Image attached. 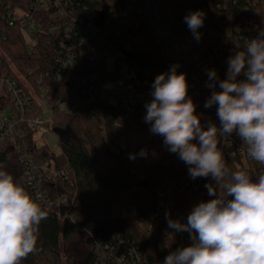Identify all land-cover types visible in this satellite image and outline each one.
Returning <instances> with one entry per match:
<instances>
[{
	"label": "trees",
	"instance_id": "obj_1",
	"mask_svg": "<svg viewBox=\"0 0 264 264\" xmlns=\"http://www.w3.org/2000/svg\"><path fill=\"white\" fill-rule=\"evenodd\" d=\"M67 2V15L57 19L52 18L53 10L26 8L27 3L22 0L4 2L12 5L13 11L25 8L28 15L22 19L32 16V22L39 24L33 36L36 41L33 48L24 36L27 26L19 22L9 26L4 19L5 6L0 3V33L6 37V40L0 38L3 72L22 87L30 83L37 89L38 80L53 83L52 128L60 134L62 152L55 154L48 146H39L32 130L27 131L25 148L37 160L54 161L56 168L67 176L64 182L47 184L52 196L60 202L65 199L66 203L48 211L47 219L40 224L37 251L23 264H63L61 241L72 238L83 228V219L102 224L124 221L125 232L113 235L120 237V244L111 245L113 249L109 253L117 255L119 247L125 251L135 247L151 264H163L170 253L168 239L162 231L144 230L152 216L153 201L158 203L161 194L173 197L174 211L188 215L201 201L215 198L208 195L205 187L215 182L210 177L192 179L189 166L168 150L164 138L150 132L151 125L143 121L145 105L150 100L138 102L133 112L128 113L121 106H114L110 99L96 96L94 90L106 85L112 75L116 76L127 65L132 73L127 83L137 95L148 91L157 75L169 72L172 65L178 64L177 73H186L188 83L196 82L199 95L193 102L201 126H206L205 130L209 124L220 128L218 105L204 107L211 95L207 89V71L215 69L221 80L226 78L228 58L235 54L239 38L251 32V21L256 20L264 28V0H116L114 7L103 6L101 0ZM197 10L205 14L203 26L198 30L199 41L184 22L186 15ZM102 16L105 18L102 30L94 32L91 24ZM56 24L72 25L76 41L84 42L73 52L77 61L74 71H66L59 63L62 49L49 34ZM127 45L132 48L131 53L124 51ZM110 61H113L112 72L108 70ZM62 100L77 105L72 115L56 108ZM105 138L124 140L128 147L114 153ZM134 139L162 151L159 163L135 164L129 158ZM193 142L198 143V139ZM218 146L233 169L248 170L253 179L264 173V165L242 162L237 152L242 141L235 132L220 137ZM1 162V168L13 174L18 182L24 177L19 155L11 148ZM59 213L67 218L62 220ZM113 236L105 240V234L100 241L110 244ZM188 245L180 244L177 248ZM100 255L92 250L83 263L69 258L66 264H102Z\"/></svg>",
	"mask_w": 264,
	"mask_h": 264
},
{
	"label": "clouds",
	"instance_id": "obj_2",
	"mask_svg": "<svg viewBox=\"0 0 264 264\" xmlns=\"http://www.w3.org/2000/svg\"><path fill=\"white\" fill-rule=\"evenodd\" d=\"M204 15L197 10L184 17L197 41ZM178 67L174 64L156 76L144 121L189 166L192 179L210 177L215 182L205 185L215 198L195 205L186 223L166 214L168 227L188 232L192 243L170 252L163 264H264V173L253 179L248 170L233 169L218 146L220 137L235 132L246 157L264 165V28L244 39L228 58L225 79L215 69L207 71L212 92L204 107L218 105L220 128L201 126L188 95L186 73H177ZM139 155L146 157L147 151L142 149ZM42 200L41 194L30 193L0 168V264H23L37 251L40 224L48 216Z\"/></svg>",
	"mask_w": 264,
	"mask_h": 264
},
{
	"label": "built area",
	"instance_id": "obj_3",
	"mask_svg": "<svg viewBox=\"0 0 264 264\" xmlns=\"http://www.w3.org/2000/svg\"><path fill=\"white\" fill-rule=\"evenodd\" d=\"M5 1L6 0H0V3H3L5 6L4 19H6L9 26L16 22H19L24 27L27 26V29L24 31V36L30 48H33L36 45L33 36L39 28V24L32 22V16H28V20L22 19V16L28 15L27 10H24L25 8H18V10L13 11L11 8L12 5L10 6V4L4 3ZM22 1L23 3H27L26 8H39L43 11L53 10V19L64 17L68 12L67 0ZM114 4L115 2L108 6L114 7ZM130 10L132 11V8H130ZM96 20L94 24H91V29L94 32L102 30V21H104L105 18L102 16V18L99 17V19ZM251 27L252 30L248 35L239 38V41L236 43L235 53L243 46L244 39L254 38L261 29L260 24L256 20L251 21ZM49 34L52 36V39L59 42V47L62 49L59 63L62 64L66 71H74L77 61L73 52L76 48L83 45V40L76 41L73 36L74 27L72 25H53L49 29ZM1 37L3 40H6L5 35L0 33V38ZM175 50L179 52L180 49L176 46ZM124 51L131 53L132 48L130 45H127ZM112 63L113 61H110L108 64V70L110 72L113 70ZM3 71V60L0 57V168L2 166V157L9 148L17 152L19 155V162L25 169L24 177L19 182L29 192L41 194L43 196L42 204L47 211H52L57 207L59 208L60 204L66 203V200L63 199L60 202V199H55L50 193L47 184L53 181L64 182L67 180L66 173L63 170L57 169L54 161H40L37 160L34 155L29 154L25 148L24 141L27 137L28 130L34 131L35 135H37V130L40 128H52L54 122L51 108V102L53 101V83L44 84L42 80H38L37 89L30 83L22 87L17 80L8 76ZM32 74L33 71H30L29 75ZM131 74L128 66L124 65L116 76L112 75L111 80L106 85L95 88L94 94L102 99L108 98L114 106H121L128 113H132L134 106L138 102H142L145 98L150 101L152 100V86L148 91L140 92L137 95L133 94V86L127 83ZM207 89L210 93L212 92V89L208 87ZM216 90H220L218 86ZM188 95L192 100L199 95L196 82L188 83ZM56 108L61 113L69 116L76 111L77 105L71 101L62 100L57 102ZM105 141L108 148L114 153H119L128 147L124 140L113 141L105 138ZM237 152L242 158L243 163L247 164L252 161L247 158L240 149H238ZM174 209V198L164 197L161 194L159 202L156 203L152 211L150 221L144 226V230L147 233L162 231V234L168 239L167 250L169 252L175 251L180 244L190 245L192 243L188 232H175L174 229L168 227L166 214H169L173 220H180L182 223L187 222L188 215L175 212ZM59 217L62 220L67 218V216H61L60 213ZM72 221L76 223L75 220ZM118 244H120V237L113 236V240L110 244H102L100 240L97 241L93 250L97 254H101L99 258L102 264H151L148 258L143 256L135 247H131L127 249V251L119 247L117 255H111L109 253V250L113 249L111 245L117 247Z\"/></svg>",
	"mask_w": 264,
	"mask_h": 264
},
{
	"label": "rangeland",
	"instance_id": "obj_4",
	"mask_svg": "<svg viewBox=\"0 0 264 264\" xmlns=\"http://www.w3.org/2000/svg\"><path fill=\"white\" fill-rule=\"evenodd\" d=\"M114 2L115 0H101L102 5H111ZM134 140L143 143V141H139L138 139H134ZM36 141L39 146H44V145L48 146L50 150L53 151V153L55 154L62 152L60 146L61 144L60 134L57 133L53 128L38 129L36 135ZM147 144L153 147L151 144L149 143ZM142 149H144L142 148V146L137 148L136 150L131 149L132 154H136V158L133 159V162L135 164L145 165V164L159 163V161H155L156 157L148 150H146L147 156L141 157L139 153L141 152ZM82 221H83V228H81L72 238L61 241L60 254L63 264H66V261L69 258H72L78 262L83 263L86 260L87 256L93 250L95 243L101 240L103 236L106 234L104 230V224L95 221H89L86 219H83Z\"/></svg>",
	"mask_w": 264,
	"mask_h": 264
},
{
	"label": "water",
	"instance_id": "obj_5",
	"mask_svg": "<svg viewBox=\"0 0 264 264\" xmlns=\"http://www.w3.org/2000/svg\"><path fill=\"white\" fill-rule=\"evenodd\" d=\"M231 199V197H229ZM156 205L155 200L152 203L151 211L154 210ZM104 230L106 232L105 240L109 239L114 234H123L126 230L124 221L121 220H112L104 224Z\"/></svg>",
	"mask_w": 264,
	"mask_h": 264
},
{
	"label": "crops",
	"instance_id": "obj_6",
	"mask_svg": "<svg viewBox=\"0 0 264 264\" xmlns=\"http://www.w3.org/2000/svg\"><path fill=\"white\" fill-rule=\"evenodd\" d=\"M130 146H131L132 150H136L137 148L142 146V148H144L145 150L150 151L156 157L155 161H160V158H161V156L163 154L162 151L149 146L147 143L138 142L137 140H133L131 142Z\"/></svg>",
	"mask_w": 264,
	"mask_h": 264
}]
</instances>
